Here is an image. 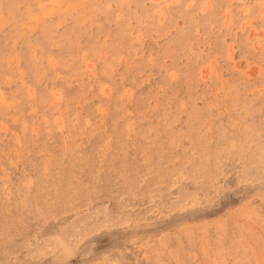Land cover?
Masks as SVG:
<instances>
[{
    "label": "rangeland",
    "instance_id": "rangeland-1",
    "mask_svg": "<svg viewBox=\"0 0 264 264\" xmlns=\"http://www.w3.org/2000/svg\"><path fill=\"white\" fill-rule=\"evenodd\" d=\"M0 264H264V0H0Z\"/></svg>",
    "mask_w": 264,
    "mask_h": 264
},
{
    "label": "bare ground",
    "instance_id": "bare-ground-1",
    "mask_svg": "<svg viewBox=\"0 0 264 264\" xmlns=\"http://www.w3.org/2000/svg\"><path fill=\"white\" fill-rule=\"evenodd\" d=\"M95 1V0H94ZM72 7V6H71ZM61 9V8H60ZM59 12V11H58ZM137 12H135L131 17H130V20L131 19H133V20H137L138 21V19H139V16H137V14H136ZM56 14H58V13H56ZM60 14H61V12H60ZM70 15V14H69ZM92 18H93V24L92 25H89V37H94V36H98L99 34H100V32H103V27H104V25L103 24H101V23H98L97 21H96V19H95V17L94 16H92ZM60 20V19H59ZM115 24V23H114ZM98 38V37H97ZM99 39V38H98ZM106 39V38H105ZM51 40V39H50ZM80 41V40H79ZM107 41V40H106ZM104 45H105V42H104ZM35 49L36 48V46H32L30 49ZM104 49V48H103ZM110 49V48H109ZM121 51V50H120ZM53 67V66H52ZM51 68V67H50ZM41 69V68H40ZM52 69V71H53V69L54 68H51ZM50 69V70H51ZM39 70V69H38ZM42 71L40 70V73H41ZM43 73V72H42ZM45 73V72H44ZM44 76H45V74H44ZM42 77V76H41ZM40 77V78H41ZM43 78V77H42ZM28 100V99H27ZM45 101V100H44ZM32 108V107H31ZM58 109V108H57ZM34 112V111H33ZM87 122H89V121H87ZM67 128V127H66ZM69 134V133H68ZM70 142V141H69ZM79 147V146H78Z\"/></svg>",
    "mask_w": 264,
    "mask_h": 264
}]
</instances>
